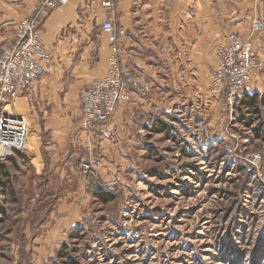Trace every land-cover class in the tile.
Here are the masks:
<instances>
[{
  "label": "rangeland",
  "instance_id": "rangeland-1",
  "mask_svg": "<svg viewBox=\"0 0 264 264\" xmlns=\"http://www.w3.org/2000/svg\"><path fill=\"white\" fill-rule=\"evenodd\" d=\"M253 81L246 92L264 97V71ZM165 95L168 110L158 105L134 144L125 140L117 178L93 179L89 160L85 176L77 162L52 197L29 165L11 167L0 264H264V103ZM74 198L78 212L50 211Z\"/></svg>",
  "mask_w": 264,
  "mask_h": 264
},
{
  "label": "crops",
  "instance_id": "crops-1",
  "mask_svg": "<svg viewBox=\"0 0 264 264\" xmlns=\"http://www.w3.org/2000/svg\"><path fill=\"white\" fill-rule=\"evenodd\" d=\"M41 1L0 0V50L14 42L16 23L34 16ZM44 14L41 38L51 60L35 84L11 97L0 115L32 127L35 134L36 153L11 156L4 163L8 171L16 164L29 165L50 189L46 195L55 197V180L69 177V165L77 162L92 161L93 179L119 175L125 140L134 144L135 134L144 127L141 122L156 114L158 105L168 110L162 93L165 98L174 93L175 100L185 102L211 97L220 48L230 33L248 37L256 19L264 23V0H70ZM107 20L126 30L119 42L124 71L143 75L153 88L120 105L107 122L85 129L81 92L105 77L113 53L103 31ZM254 44L264 60V29L254 34ZM75 198L53 204L50 211L72 207L78 212Z\"/></svg>",
  "mask_w": 264,
  "mask_h": 264
},
{
  "label": "built area",
  "instance_id": "built-area-1",
  "mask_svg": "<svg viewBox=\"0 0 264 264\" xmlns=\"http://www.w3.org/2000/svg\"><path fill=\"white\" fill-rule=\"evenodd\" d=\"M69 1L42 0L34 16L23 17L16 23L14 42L0 50V112L11 97L30 89L43 75L51 60L41 38L44 12ZM263 29L262 20L256 19L250 36L232 32L228 35L227 45L218 52V68L211 74V91L224 95L229 104L233 105L236 99L247 93L255 75L264 71V60L254 44V34ZM103 31L113 53L105 77L87 85L81 92L82 126L85 129L107 122L120 105L151 92L153 88L143 75L126 73L123 69L119 42L126 36V30L117 27L113 20H107ZM27 150L36 153L34 129L1 114L0 167L16 151ZM80 170L85 176L93 174L92 164L87 161L80 164ZM87 184L90 183L87 181Z\"/></svg>",
  "mask_w": 264,
  "mask_h": 264
},
{
  "label": "trees",
  "instance_id": "trees-1",
  "mask_svg": "<svg viewBox=\"0 0 264 264\" xmlns=\"http://www.w3.org/2000/svg\"><path fill=\"white\" fill-rule=\"evenodd\" d=\"M240 100V103L245 106V107H252L255 108L259 102L264 103V97H262L259 93L255 92V93H245L242 96H240L238 98ZM161 127V128H160ZM159 129L160 130H164L165 127L164 126H160ZM16 154L21 156V157H27V155L22 152V151H16ZM10 172L8 171L6 165L3 163L0 167V189L5 192V188L8 189L7 186H9L10 183ZM5 187V188H4ZM95 196H97V198H100V200L107 202L111 200V195H109V193H106L102 190H97L95 192Z\"/></svg>",
  "mask_w": 264,
  "mask_h": 264
}]
</instances>
